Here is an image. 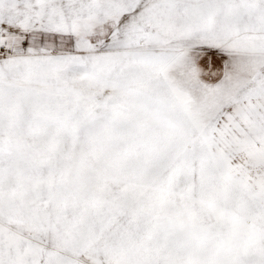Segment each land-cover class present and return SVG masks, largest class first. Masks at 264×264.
I'll list each match as a JSON object with an SVG mask.
<instances>
[{"label":"snow or ice","instance_id":"1","mask_svg":"<svg viewBox=\"0 0 264 264\" xmlns=\"http://www.w3.org/2000/svg\"><path fill=\"white\" fill-rule=\"evenodd\" d=\"M0 264H264V0H0Z\"/></svg>","mask_w":264,"mask_h":264}]
</instances>
